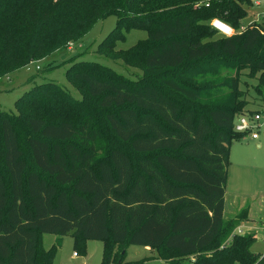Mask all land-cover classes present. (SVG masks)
<instances>
[{"label":"trees","instance_id":"trees-1","mask_svg":"<svg viewBox=\"0 0 264 264\" xmlns=\"http://www.w3.org/2000/svg\"><path fill=\"white\" fill-rule=\"evenodd\" d=\"M250 3L0 0V77L108 15L116 23L97 51L143 68L133 80L72 58L65 75L82 99L46 81L16 113L0 111V264H53L61 239L45 251L43 235L69 233L103 241L102 264H122L128 245L169 264H264L255 235L223 217L233 122L250 102L241 76L256 81L247 109L264 106V33L220 36L209 24L239 29ZM132 29L147 36L114 49Z\"/></svg>","mask_w":264,"mask_h":264},{"label":"rangeland","instance_id":"rangeland-1","mask_svg":"<svg viewBox=\"0 0 264 264\" xmlns=\"http://www.w3.org/2000/svg\"><path fill=\"white\" fill-rule=\"evenodd\" d=\"M250 17V14H247L243 23L246 24ZM116 19L115 15L98 19L77 41H69L65 47L54 49L43 57L31 59L26 64L17 66L13 71L3 74L0 77V111L16 113L15 101L17 98L32 86L46 81L55 82L71 93L73 97L82 99L84 92L77 90L65 75L66 68L70 65L69 60L72 58L100 62L133 80L142 77L143 68L140 63H127L121 55L120 57L109 58L97 51L98 44L114 28ZM146 36L145 30L132 29L125 32L124 40L118 41L114 49L117 51L127 50ZM63 60L65 62H62ZM245 80L248 83L247 86L244 85ZM241 81H243L241 87L247 89L248 95L246 97L250 101L244 110L256 108L258 102H256L257 98H255L254 90L251 87V84H255L256 81L248 79L244 75L241 76ZM252 102L255 104H251ZM248 141V138L235 141L231 146L226 189L228 192H232L233 182H237L241 192L244 191L247 196L252 195L254 197L262 194L259 190L264 186V126L260 130L258 139L261 143L260 147L257 148L255 144L249 143L250 150H245L242 144ZM254 156H256L255 159ZM246 162L253 163V167H247ZM59 238L61 239L60 243L57 241ZM41 242L45 251L53 244L59 243L53 264H102L104 244L101 240L87 239L82 245L80 242H76L69 233L62 237L55 234H44ZM251 250L256 254L264 253V238H256L251 245ZM74 252L78 254L74 255ZM143 258H145L143 264H169L170 262L164 258H158V253L152 249L146 250L143 246L128 245L122 264H133ZM113 263L115 264V262Z\"/></svg>","mask_w":264,"mask_h":264},{"label":"crops","instance_id":"crops-1","mask_svg":"<svg viewBox=\"0 0 264 264\" xmlns=\"http://www.w3.org/2000/svg\"><path fill=\"white\" fill-rule=\"evenodd\" d=\"M257 139L248 138L247 143H243L242 146L245 150H250L249 143L255 144L258 148L261 143ZM245 140V139H241ZM239 140V141H241ZM232 146V145H231ZM254 146V147H255ZM231 154V148H230ZM251 154V153H250ZM248 154V155H250ZM252 161L253 159L248 156ZM256 156H254L255 159ZM230 159V156H229ZM253 163L246 162L247 167H253ZM228 180V179H227ZM227 186V184H226ZM261 195L247 196L244 191H240V186L237 182H233V191L228 192L226 187L224 191V204H223V217L225 219H234L237 221L235 229L240 227L245 233H257V237L264 238V186L259 190ZM256 239V238H255ZM146 250H150L149 247H144Z\"/></svg>","mask_w":264,"mask_h":264},{"label":"built area","instance_id":"built-area-1","mask_svg":"<svg viewBox=\"0 0 264 264\" xmlns=\"http://www.w3.org/2000/svg\"><path fill=\"white\" fill-rule=\"evenodd\" d=\"M251 3L247 7L248 14H250V20L245 24L242 23L239 29H235L231 24L225 20L215 17L209 22L211 28L216 31L220 36H231L236 33H242L247 28L257 27L261 33H264V0H250ZM264 126V106L259 109L243 110L238 113L233 122L234 131L241 134V139H257L260 134V130ZM240 139V140H241ZM234 233L244 234L245 232L237 227L233 231ZM255 238L257 233L254 234ZM74 255H77L74 252Z\"/></svg>","mask_w":264,"mask_h":264}]
</instances>
